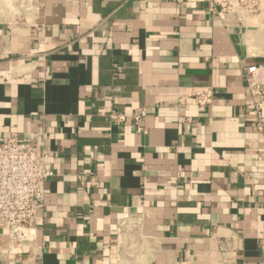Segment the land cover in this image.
Listing matches in <instances>:
<instances>
[{"label": "crops", "instance_id": "crops-1", "mask_svg": "<svg viewBox=\"0 0 264 264\" xmlns=\"http://www.w3.org/2000/svg\"><path fill=\"white\" fill-rule=\"evenodd\" d=\"M224 21L210 0H0V142L58 170L18 251L0 229V264H264L243 73L264 63V7Z\"/></svg>", "mask_w": 264, "mask_h": 264}, {"label": "built area", "instance_id": "built-area-1", "mask_svg": "<svg viewBox=\"0 0 264 264\" xmlns=\"http://www.w3.org/2000/svg\"><path fill=\"white\" fill-rule=\"evenodd\" d=\"M263 7L264 0H210L211 14L226 27L227 15H234L242 26L248 17L260 15ZM243 73L251 102L249 114L256 130L264 134V63L246 65ZM188 97L202 110L212 104L215 91L213 87H203ZM186 99L180 97L179 103L184 104ZM145 115L146 111H142L133 116L140 132L145 131ZM50 156L47 151L38 153L31 143L16 135L0 142V229L7 233L10 251H18L30 239L31 227L45 205L42 183L58 173ZM220 244L225 248V241Z\"/></svg>", "mask_w": 264, "mask_h": 264}]
</instances>
